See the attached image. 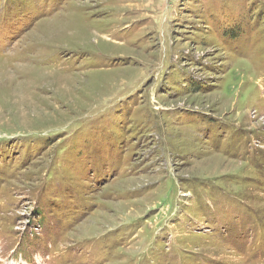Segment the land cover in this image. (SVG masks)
<instances>
[{"label":"rangeland","instance_id":"374dc122","mask_svg":"<svg viewBox=\"0 0 264 264\" xmlns=\"http://www.w3.org/2000/svg\"><path fill=\"white\" fill-rule=\"evenodd\" d=\"M10 254L264 264V0H0Z\"/></svg>","mask_w":264,"mask_h":264}]
</instances>
